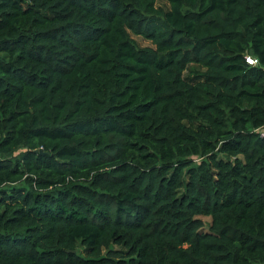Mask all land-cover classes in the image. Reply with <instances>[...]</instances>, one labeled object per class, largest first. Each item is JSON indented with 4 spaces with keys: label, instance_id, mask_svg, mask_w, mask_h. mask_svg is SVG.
<instances>
[{
    "label": "trees",
    "instance_id": "trees-1",
    "mask_svg": "<svg viewBox=\"0 0 264 264\" xmlns=\"http://www.w3.org/2000/svg\"><path fill=\"white\" fill-rule=\"evenodd\" d=\"M262 129L264 0H0V264H264Z\"/></svg>",
    "mask_w": 264,
    "mask_h": 264
},
{
    "label": "rangeland",
    "instance_id": "rangeland-1",
    "mask_svg": "<svg viewBox=\"0 0 264 264\" xmlns=\"http://www.w3.org/2000/svg\"><path fill=\"white\" fill-rule=\"evenodd\" d=\"M132 38H134L136 40V42L141 45V46H145V45H150V42L148 40H145L144 38L142 37H139V36H134L132 35L131 36ZM203 219V221L206 222L207 226H208V222L210 221V219L208 217H201ZM206 226V228H207Z\"/></svg>",
    "mask_w": 264,
    "mask_h": 264
},
{
    "label": "built area",
    "instance_id": "built-area-1",
    "mask_svg": "<svg viewBox=\"0 0 264 264\" xmlns=\"http://www.w3.org/2000/svg\"><path fill=\"white\" fill-rule=\"evenodd\" d=\"M246 62L250 65H256L258 63V60L257 58L251 56V55H247L246 58H245ZM261 135H264V129H262L260 131Z\"/></svg>",
    "mask_w": 264,
    "mask_h": 264
}]
</instances>
